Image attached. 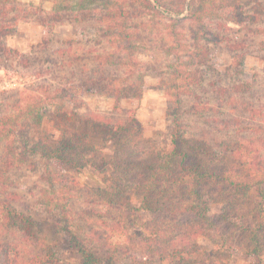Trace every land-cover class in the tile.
Returning <instances> with one entry per match:
<instances>
[{"label": "rangeland", "instance_id": "obj_1", "mask_svg": "<svg viewBox=\"0 0 264 264\" xmlns=\"http://www.w3.org/2000/svg\"><path fill=\"white\" fill-rule=\"evenodd\" d=\"M117 1L131 15L133 41L138 46L133 57L110 37L102 36L100 27L110 21L100 5L85 2L81 8L77 0H16L5 6L0 24L14 22L15 31L4 41L20 54L0 52V116L36 97L44 101L41 129L58 137L61 126L80 131L84 130L82 120L124 121L128 111L136 108L144 136L166 152L171 148L173 127V116L167 113L178 107L176 93L181 97L178 117L186 135L213 142L239 140L253 149L250 156L264 158V21L249 26L228 23L232 30L226 32L222 27L215 29L232 42H245L244 64L236 65L234 52L223 44L212 45L210 66L188 67L204 75L203 83L189 90L174 85L171 63L175 58L166 52L175 41L167 29L170 23L183 31L185 43L193 42L187 6L176 16L163 9L162 13L139 9L136 1ZM243 1L249 12H261L253 1ZM115 73L120 83L140 86L143 95L121 99L115 108V99L103 87ZM176 82L183 83L181 78ZM116 147L112 138L99 148L102 154L86 152L84 166L65 169L34 154L21 167L7 169L0 150V200L28 215L36 230L35 236H29L18 225L0 223V264H25L28 257L44 255L50 249L61 264H83L72 234L97 255H115L120 264H131L132 255L145 252L158 259L168 251L163 250L165 245L146 240L151 218L137 209L138 195L132 193L130 203L116 206L100 192L110 185L107 179L112 167L105 162ZM50 173L54 186L47 179ZM219 210L220 204H214L212 212ZM198 242L206 251L214 248L209 238L199 237ZM234 260L250 264L237 257Z\"/></svg>", "mask_w": 264, "mask_h": 264}, {"label": "trees", "instance_id": "obj_2", "mask_svg": "<svg viewBox=\"0 0 264 264\" xmlns=\"http://www.w3.org/2000/svg\"><path fill=\"white\" fill-rule=\"evenodd\" d=\"M14 1L0 0V17L6 13L4 7ZM132 1L139 4V9L153 13H162L160 10L163 9L176 16L183 14L187 6L186 19L191 20L189 32L193 42L185 43L183 31L170 23L167 29L175 41L166 47V52L175 58L171 63L174 85H185L189 90L191 86L202 84L204 75L195 68L187 70L188 67L210 66L212 45L223 44L234 52L236 65L244 64L246 51L242 49L247 46L245 42H232L231 37L216 34L215 29L222 27L226 32L232 30L228 23L249 26L264 21V0H248L261 7V12L253 13L246 9L243 0ZM85 2L107 10L104 17L110 23L100 27L102 36L110 37L120 49L133 57L138 46L133 41L135 33L129 23L131 15L123 4L117 0H77L81 8ZM14 31V22L0 24V52L4 55L8 52L20 54L4 41V37ZM239 49L242 51L236 52ZM109 57L114 56L110 54ZM178 78L183 83L177 84ZM119 80L120 76L115 73L108 83L103 84L109 90L108 96L115 99V108H118L121 99L143 95L140 86H127ZM97 83L101 85L102 82ZM241 86L247 89L245 84ZM175 95L178 107H174L173 111L169 109L167 113L173 116V127L171 148L166 152H162L153 139L144 136V126L136 108L128 111L129 116L124 121L82 120L84 130L80 131L61 126L58 137H55L41 129L44 101L32 97L18 105L17 111L0 116L3 165L7 169L21 167L34 154L58 169L82 167L86 164V152L102 154L103 149L99 148L113 138L117 147L109 161L105 162L112 167L107 179L110 185L108 189H100V192L116 206L130 203L132 193L138 195L140 204L137 209L149 213L151 218L146 240H154L158 245H165L163 250H168L158 259L151 254L145 255V252L132 255L131 264H239L234 260L236 257L250 264H262L264 158L260 154L250 156L249 152L253 149L239 140L226 138L213 142L186 135L178 117L182 113L179 108L181 97ZM34 131H37V137H34ZM47 179L51 186L55 185L54 175L48 174ZM1 180L3 177L0 175ZM217 203L220 210L213 213V205ZM60 207L63 208V205ZM0 223L18 225L27 235H36L32 219L2 200ZM199 237L211 239L214 248L209 251L203 249L198 242ZM72 241L83 264H120L115 255H97L75 234H72ZM5 258L10 261L9 255ZM25 264H61V260L50 249L44 255L28 257Z\"/></svg>", "mask_w": 264, "mask_h": 264}]
</instances>
